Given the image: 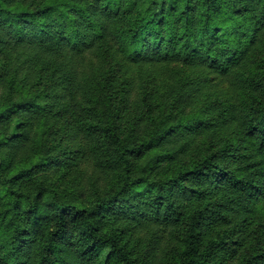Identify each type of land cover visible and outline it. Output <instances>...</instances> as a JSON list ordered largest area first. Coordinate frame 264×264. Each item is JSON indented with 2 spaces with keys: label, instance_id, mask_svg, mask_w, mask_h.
Wrapping results in <instances>:
<instances>
[{
  "label": "trees",
  "instance_id": "1",
  "mask_svg": "<svg viewBox=\"0 0 264 264\" xmlns=\"http://www.w3.org/2000/svg\"><path fill=\"white\" fill-rule=\"evenodd\" d=\"M0 264H264V0H0Z\"/></svg>",
  "mask_w": 264,
  "mask_h": 264
},
{
  "label": "rangeland",
  "instance_id": "2",
  "mask_svg": "<svg viewBox=\"0 0 264 264\" xmlns=\"http://www.w3.org/2000/svg\"><path fill=\"white\" fill-rule=\"evenodd\" d=\"M14 123H15V121H14Z\"/></svg>",
  "mask_w": 264,
  "mask_h": 264
}]
</instances>
